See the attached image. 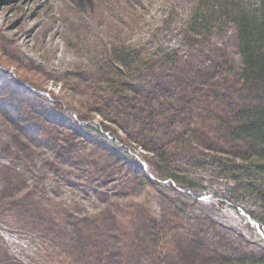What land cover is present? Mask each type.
<instances>
[{
	"label": "rangeland",
	"instance_id": "1",
	"mask_svg": "<svg viewBox=\"0 0 264 264\" xmlns=\"http://www.w3.org/2000/svg\"><path fill=\"white\" fill-rule=\"evenodd\" d=\"M195 4L0 0L2 107L19 109L18 118L0 110V264H264V236L248 218L264 222L253 191L264 186V175L245 160L247 146L216 153L227 160L221 169L205 159L215 152L195 138L199 148L176 156L165 175L121 128L127 146L116 151L100 121L114 123L91 106L97 98L89 82L75 88L67 77L100 71L110 50L132 44L177 49L183 77L219 68L223 81L236 80L234 27L201 43L185 37ZM24 78L95 116L90 128ZM16 84L33 93L13 92ZM163 226L169 232L154 254L148 237Z\"/></svg>",
	"mask_w": 264,
	"mask_h": 264
},
{
	"label": "trees",
	"instance_id": "2",
	"mask_svg": "<svg viewBox=\"0 0 264 264\" xmlns=\"http://www.w3.org/2000/svg\"><path fill=\"white\" fill-rule=\"evenodd\" d=\"M230 27L236 29L241 65L236 80L229 83L220 77L219 68L183 77L180 69L184 70V65L177 49L148 51L132 44L110 50L107 65L100 71H78L67 77L72 82L75 80L71 86L75 88L83 81L89 82L92 95L97 98H93L91 106L118 126L100 121L117 142L116 151L123 152L122 146H127L118 132L121 128L149 150L143 154L145 158L159 166L163 174L169 175L176 156H186L199 148L195 138L206 150L215 152L205 159L221 169L227 160L216 153H234L237 148L241 149L240 145H245V160L251 159L264 175V0H196L185 37L192 44L201 43ZM175 78L181 82L174 81ZM24 80L44 98L46 94L41 91L47 89L34 80ZM22 88L33 93L22 84H16L13 92L22 94ZM48 92L52 96L50 100L56 104L54 108L62 112L65 105L77 113L79 126L90 128L95 116L60 101L53 91ZM5 94L0 92L3 113L8 112L2 107ZM8 104L12 105V102ZM10 110L15 113H8L16 117L17 106ZM46 118L52 120L51 116ZM253 191L264 208V186ZM259 224L264 231V222ZM161 230L166 232V226L148 237L152 246L150 252L153 250L154 254L169 232L162 234ZM226 260L230 264L236 261L233 258Z\"/></svg>",
	"mask_w": 264,
	"mask_h": 264
},
{
	"label": "water",
	"instance_id": "3",
	"mask_svg": "<svg viewBox=\"0 0 264 264\" xmlns=\"http://www.w3.org/2000/svg\"><path fill=\"white\" fill-rule=\"evenodd\" d=\"M259 232L264 236V232L260 229Z\"/></svg>",
	"mask_w": 264,
	"mask_h": 264
}]
</instances>
